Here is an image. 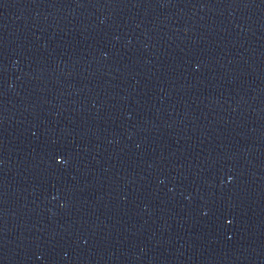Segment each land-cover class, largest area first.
<instances>
[{"label":"water","instance_id":"95a60500","mask_svg":"<svg viewBox=\"0 0 264 264\" xmlns=\"http://www.w3.org/2000/svg\"><path fill=\"white\" fill-rule=\"evenodd\" d=\"M0 264H264V0H0Z\"/></svg>","mask_w":264,"mask_h":264}]
</instances>
